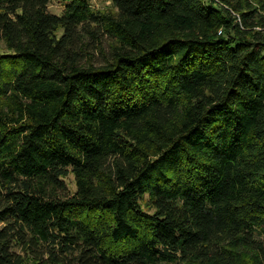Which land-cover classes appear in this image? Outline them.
<instances>
[{
    "label": "trees",
    "instance_id": "1",
    "mask_svg": "<svg viewBox=\"0 0 264 264\" xmlns=\"http://www.w3.org/2000/svg\"><path fill=\"white\" fill-rule=\"evenodd\" d=\"M50 1L0 0V264H264V0Z\"/></svg>",
    "mask_w": 264,
    "mask_h": 264
},
{
    "label": "rangeland",
    "instance_id": "2",
    "mask_svg": "<svg viewBox=\"0 0 264 264\" xmlns=\"http://www.w3.org/2000/svg\"><path fill=\"white\" fill-rule=\"evenodd\" d=\"M91 6L94 9L100 10V11H114V6L112 5L111 0H89ZM64 5V0H51L48 4V10L52 13L60 14ZM257 29H260L257 27ZM6 45L3 41L0 40V53L8 52ZM65 181L67 183V187L70 191H73L75 189L74 179L73 175L69 173L67 177L65 178ZM35 262L31 259H28L26 263L24 264H34Z\"/></svg>",
    "mask_w": 264,
    "mask_h": 264
}]
</instances>
